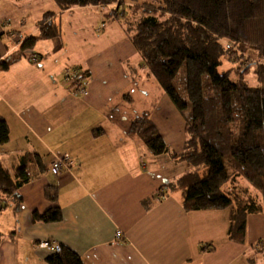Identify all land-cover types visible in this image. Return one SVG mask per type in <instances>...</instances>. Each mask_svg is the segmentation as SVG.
Returning a JSON list of instances; mask_svg holds the SVG:
<instances>
[{"label":"crops","instance_id":"crops-1","mask_svg":"<svg viewBox=\"0 0 264 264\" xmlns=\"http://www.w3.org/2000/svg\"><path fill=\"white\" fill-rule=\"evenodd\" d=\"M112 8L61 11L54 0H0V61L12 63L0 70V117L9 128L0 161L10 169L22 152H37L45 167L19 190L20 208L9 200L0 210V264H48L51 249L39 247L45 241L72 250L82 264H264L252 250L264 242V212L248 216L243 243L230 240L229 210L185 212L180 194L166 188L184 164L152 155L130 134L148 116L179 154L184 119L124 25L107 17ZM48 23L59 36L42 39ZM83 76L86 95L76 92ZM57 159L67 166L52 174ZM46 187L57 191L54 204ZM53 206L59 223L31 221Z\"/></svg>","mask_w":264,"mask_h":264},{"label":"trees","instance_id":"trees-1","mask_svg":"<svg viewBox=\"0 0 264 264\" xmlns=\"http://www.w3.org/2000/svg\"><path fill=\"white\" fill-rule=\"evenodd\" d=\"M54 1L61 11L116 5L107 17L122 22L144 66L182 115L186 141L179 154L171 153L161 136L155 135L148 116L134 122L130 134L152 155L169 154L186 164L185 172L166 186L169 193L180 194L185 212L229 210V239L243 243L248 216L264 212V85L250 87L241 72L235 81L231 71L219 69L225 58L235 56L239 63L242 58L246 63L250 50L264 58V0H151L130 2V6L122 0ZM55 27L41 25L40 37L56 38ZM11 64L0 61V70L6 71ZM84 77H76L78 88ZM8 141L9 128L0 117V146ZM41 160L37 152H22L13 168L6 169L0 161V210L9 200L21 207L19 190L37 170L45 171ZM239 180L260 191L263 202H257L247 188L236 191ZM44 194L48 202L57 201L54 187H46ZM31 219L53 224L62 215L53 206L41 215L34 212ZM46 261L82 264L78 254L63 247L58 254L51 252Z\"/></svg>","mask_w":264,"mask_h":264},{"label":"rangeland","instance_id":"rangeland-1","mask_svg":"<svg viewBox=\"0 0 264 264\" xmlns=\"http://www.w3.org/2000/svg\"><path fill=\"white\" fill-rule=\"evenodd\" d=\"M29 1V0H27ZM37 3H40L41 1L44 0H35ZM123 2H131L133 4L136 3H145V2H150L151 0H122ZM17 5H15L16 8H20L21 6H23L24 3L18 2L16 3ZM128 5V4H125ZM124 5V6H125ZM109 6H113L114 9L116 7V5H109ZM130 6V5H129ZM102 7H107V6H102ZM114 9H111V12L114 11ZM16 13H20L22 12V10L16 9L15 10ZM108 16V15H107ZM120 23L122 24V22L120 21ZM15 29H18V26H16L14 24ZM223 45H225V47L228 50H234V48L232 47V45L230 43L227 42H223ZM228 45V46H227ZM235 57V56H234ZM234 57H232L231 59H224L222 62V66L219 69V72H227V71H231V79L236 81V76H237V72H241V76L243 81L250 87H261L262 85H264V75L263 74H259V73H263L264 72V58H262L261 56H257V53L250 50L247 55H245V59L247 60L246 63H243V58L241 59L242 62L239 63V61L235 60ZM261 76V79L259 78ZM70 74H67V76H69ZM236 75V76H235ZM75 76V75H74ZM157 83V82H155ZM79 90V91H78ZM162 90V89H161ZM78 91V93L82 94V95H86L87 93L81 89L78 88L76 90V92ZM153 97H155V93L153 92ZM151 98V97H150ZM151 102V100L149 99L148 102ZM152 105H155V102H153ZM137 107H139L138 104H136ZM155 131V135H157L159 133L158 128L154 129ZM184 139H183V143L186 141V136L185 133L183 134ZM183 147V145H182ZM184 164L185 169H187V166L185 163ZM241 180V179H240ZM239 180V184L237 187L236 191H239V188H247V190L251 191V195H253L256 199L257 202H263V197H262V193L256 189H253V187L249 186L246 182L244 181H240ZM244 187V188H243ZM245 190V189H244ZM240 192V191H239ZM241 194V193H239ZM32 222L33 219H31ZM37 223V221H36ZM235 242V241H234ZM240 244V243H239ZM252 250L254 253H256V255H261L264 256V242H257L252 246ZM52 252V250H51Z\"/></svg>","mask_w":264,"mask_h":264},{"label":"built area","instance_id":"built-area-1","mask_svg":"<svg viewBox=\"0 0 264 264\" xmlns=\"http://www.w3.org/2000/svg\"><path fill=\"white\" fill-rule=\"evenodd\" d=\"M66 162L62 159H57V160H54L52 163H51V167H50V171L52 172V174H57L59 172V169L61 167H64V166H67L65 164ZM117 236L119 237V234H117ZM39 247L40 248H50L54 253L58 254L60 252V249H61V246L58 245V244H53L52 246L49 244V242H41L39 244Z\"/></svg>","mask_w":264,"mask_h":264},{"label":"bare ground","instance_id":"bare-ground-1","mask_svg":"<svg viewBox=\"0 0 264 264\" xmlns=\"http://www.w3.org/2000/svg\"><path fill=\"white\" fill-rule=\"evenodd\" d=\"M117 237H118V236H117ZM45 249H46V248H45ZM52 252H53V251H52ZM60 252H61V249H60ZM60 252H59V253H60Z\"/></svg>","mask_w":264,"mask_h":264}]
</instances>
